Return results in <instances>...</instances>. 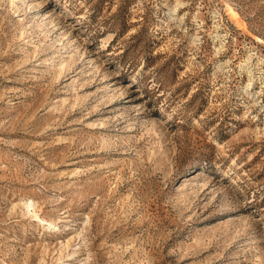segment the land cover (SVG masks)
<instances>
[{"label":"rangeland","instance_id":"rangeland-1","mask_svg":"<svg viewBox=\"0 0 264 264\" xmlns=\"http://www.w3.org/2000/svg\"><path fill=\"white\" fill-rule=\"evenodd\" d=\"M0 264H264V0H0Z\"/></svg>","mask_w":264,"mask_h":264},{"label":"bare ground","instance_id":"bare-ground-1","mask_svg":"<svg viewBox=\"0 0 264 264\" xmlns=\"http://www.w3.org/2000/svg\"><path fill=\"white\" fill-rule=\"evenodd\" d=\"M26 205H28V204L26 203ZM29 205H30V204H29ZM29 205H28V206H29ZM30 208H31V207H30ZM27 209H28V208H27ZM32 209H33V208H32ZM30 212H31V211H30Z\"/></svg>","mask_w":264,"mask_h":264}]
</instances>
